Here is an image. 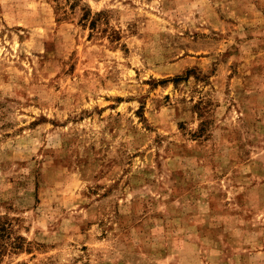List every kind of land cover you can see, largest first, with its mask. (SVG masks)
Segmentation results:
<instances>
[{
	"label": "rangeland",
	"instance_id": "obj_1",
	"mask_svg": "<svg viewBox=\"0 0 264 264\" xmlns=\"http://www.w3.org/2000/svg\"><path fill=\"white\" fill-rule=\"evenodd\" d=\"M0 264H264V0H0Z\"/></svg>",
	"mask_w": 264,
	"mask_h": 264
}]
</instances>
